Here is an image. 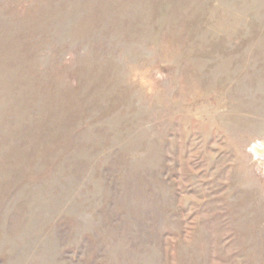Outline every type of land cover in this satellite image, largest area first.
Wrapping results in <instances>:
<instances>
[{
  "label": "rangeland",
  "instance_id": "1",
  "mask_svg": "<svg viewBox=\"0 0 264 264\" xmlns=\"http://www.w3.org/2000/svg\"><path fill=\"white\" fill-rule=\"evenodd\" d=\"M264 0H0V264H264Z\"/></svg>",
  "mask_w": 264,
  "mask_h": 264
},
{
  "label": "bare ground",
  "instance_id": "2",
  "mask_svg": "<svg viewBox=\"0 0 264 264\" xmlns=\"http://www.w3.org/2000/svg\"><path fill=\"white\" fill-rule=\"evenodd\" d=\"M258 150V154H263L264 153V145L263 146H261V147H259V148H257Z\"/></svg>",
  "mask_w": 264,
  "mask_h": 264
},
{
  "label": "water",
  "instance_id": "3",
  "mask_svg": "<svg viewBox=\"0 0 264 264\" xmlns=\"http://www.w3.org/2000/svg\"><path fill=\"white\" fill-rule=\"evenodd\" d=\"M264 143V142H263Z\"/></svg>",
  "mask_w": 264,
  "mask_h": 264
}]
</instances>
